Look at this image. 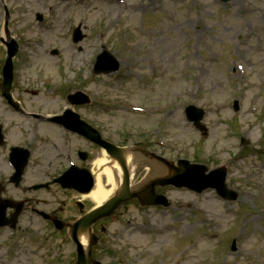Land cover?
Masks as SVG:
<instances>
[{
	"label": "rangeland",
	"instance_id": "374dc122",
	"mask_svg": "<svg viewBox=\"0 0 264 264\" xmlns=\"http://www.w3.org/2000/svg\"><path fill=\"white\" fill-rule=\"evenodd\" d=\"M6 4L10 33L20 44L15 59L23 61L17 62L14 95L27 110L59 112L67 106V90L81 89L93 100L84 106V117L106 123L117 144H124L128 134L125 145L142 141L168 155L179 151L182 158H199L211 169L228 167L227 183L240 198L214 200L213 190L178 194L184 221L157 215L154 223L165 236L135 238L142 250L155 252L149 264H264V215L258 211L264 205V0H232L228 6L220 0ZM37 12L43 14L42 22L36 20ZM3 22L0 2V38ZM78 24L87 37L75 44L71 35ZM102 48L121 61L119 72L94 74ZM5 57L0 42V66ZM33 89L37 94L29 92ZM236 99L238 114L233 111ZM189 104L205 109L206 134L186 119ZM7 108L0 96V119ZM20 123L10 141L29 144ZM2 167L0 158V174ZM35 181L27 177L20 186ZM28 218L22 217L17 232L0 229V264H71L62 262L71 260L65 236L41 221L29 224ZM234 239L237 252L231 250Z\"/></svg>",
	"mask_w": 264,
	"mask_h": 264
},
{
	"label": "flooded vegetation",
	"instance_id": "af4514ba",
	"mask_svg": "<svg viewBox=\"0 0 264 264\" xmlns=\"http://www.w3.org/2000/svg\"><path fill=\"white\" fill-rule=\"evenodd\" d=\"M17 71V69H16ZM17 78V76H16ZM16 87V82L14 84ZM22 103V102H21ZM24 108V109H23ZM23 108L9 107L7 113L2 115L0 123L3 126V145L0 146V158L5 167H2L0 184L2 185V196L7 199L22 203L23 211L19 217V223L24 215L28 216V223L34 220L41 221L47 226H52V221L46 219L45 213L62 220L66 225L81 220L86 213L91 211L95 204L85 194L74 189L63 187L58 179L64 175H96L104 168L111 167V162L98 166L97 162L106 156L105 149L93 143L83 134L70 129L66 125L44 118L40 109L27 110ZM72 109L84 119V107H62L59 112L46 114L55 117L62 115L66 110ZM100 111V107H95ZM17 121V122H15ZM23 122L25 132L23 136L30 140L29 144L11 143L14 140L15 129ZM103 139L115 142L113 135L109 134L106 123L99 124L90 122ZM112 127V124H109ZM124 144L118 145L125 147ZM23 147L28 150L29 158L24 169L23 179L35 178L38 181L32 182L23 188L8 187L10 178L15 173V168L10 163V153L13 147ZM108 158V156H106ZM173 159L174 161H178ZM151 170L141 168L135 174L132 184L136 187H145L146 196L154 193L165 195L169 205H145L137 198L122 205L113 215L102 219L92 226L93 234L98 236V242L93 247V257L101 264H149L148 257L144 252H139L140 247L135 243V238L144 236L149 229L156 234L155 229L159 227L154 223L157 215L163 216L166 212L178 217L177 213L180 203L176 201L179 189L173 186L152 188L153 181L158 178L156 166L151 165ZM162 176L164 174H161ZM140 178V179H139ZM8 182L5 184V182ZM35 185H45L40 189H32ZM19 189V191H17ZM15 209H8L7 216L12 217ZM44 212V214H41ZM176 213V215H174ZM145 215L149 216L148 218ZM138 216V217H137ZM18 223V224H19ZM65 236L69 239V228L64 230ZM75 251V250H73Z\"/></svg>",
	"mask_w": 264,
	"mask_h": 264
},
{
	"label": "water",
	"instance_id": "95a60500",
	"mask_svg": "<svg viewBox=\"0 0 264 264\" xmlns=\"http://www.w3.org/2000/svg\"><path fill=\"white\" fill-rule=\"evenodd\" d=\"M4 1V0H3ZM6 10V36L8 38V41L2 39V42L8 47V56L5 62V65L3 67V74H4V80L1 85V89L3 91V95L9 100V102L15 106H17L16 103L13 102L11 90H12V83L14 79V66H13V58L16 56V54L19 51L18 43L10 38V33L8 30V19L10 17L8 8L5 7ZM41 18V17H40ZM83 38L80 32V28H78L75 31L74 39L75 41H80ZM54 53H57L56 51ZM119 68V62L107 51L103 52L101 55L98 56V62L95 65V71L96 73H111ZM70 100L73 104H87L90 102L88 99V96H86L82 92H77L74 94H71L69 96ZM235 109H238V102H235ZM186 115L188 120L194 121L195 125L200 127V129L203 130L201 127L200 121L202 120L204 116V111L202 109H198L194 105H190L186 109ZM71 116V113L69 112L66 114V117ZM60 121L70 125L73 127V129L79 130L83 134L87 135L90 139L101 143L98 136L95 134V131L90 128L89 126H86V124L81 123V125H77L74 120L71 118L68 120L59 119ZM0 138H1V131H0ZM109 153L112 155V158L116 160L120 168L123 172V179L124 183L122 186H120L119 190L114 193V195L101 207L97 208L95 211L88 214L83 220L79 221L76 225L73 226V232L72 237L75 241L78 240V228L79 227H85L88 228L90 225H92L94 222H96L98 219L109 216L123 203L129 201L134 196H136L135 193H131L129 188V172L126 160L124 159L123 150L119 149L113 145H107L106 146ZM181 165L184 166V169H177L175 170V174H171L167 178L161 179L159 183L163 186L168 184H174L179 187H188L190 189L197 190L199 192H202L206 188H215L220 195L230 198V199H236L237 195L230 191L226 184V175L227 171L225 168H217L213 171H211L208 175H206V172L208 171V168L205 165L201 164H193L189 165L187 161H181ZM114 174L116 176V172L114 171ZM16 181H20V173L17 174ZM159 203V202H156ZM9 206H14L12 202L3 200L0 198V227L6 226L8 224H11V227L14 228L18 215L20 214L21 209H18L17 212L14 214L11 221L7 220L6 218V210ZM59 229H62L63 226L57 225ZM95 242L91 241L90 247L88 249V252H86L83 247H79L78 250V261L77 264H97L92 260L91 257V245H93ZM236 244H233V249H235Z\"/></svg>",
	"mask_w": 264,
	"mask_h": 264
},
{
	"label": "bare ground",
	"instance_id": "6f19581e",
	"mask_svg": "<svg viewBox=\"0 0 264 264\" xmlns=\"http://www.w3.org/2000/svg\"><path fill=\"white\" fill-rule=\"evenodd\" d=\"M66 7V6H65ZM126 160L128 163V167L130 169V173L134 176L135 172L138 170V166L142 163V158L137 154H132L130 150L125 151ZM107 163V158L103 157L98 160L97 165L103 166ZM115 169L118 174L121 176L122 172L120 168L115 165ZM106 177V184L111 186L110 188L105 187L103 183V178ZM118 186L114 180V176L112 170L110 168L105 167L104 170L98 172L96 174V186L94 190L91 191L88 195H85V198H90L92 201L96 203V205H100L104 203L108 198L117 190ZM85 240L84 237H82Z\"/></svg>",
	"mask_w": 264,
	"mask_h": 264
}]
</instances>
